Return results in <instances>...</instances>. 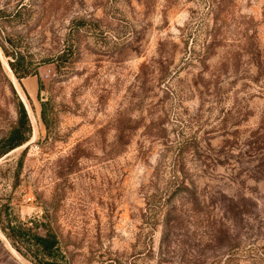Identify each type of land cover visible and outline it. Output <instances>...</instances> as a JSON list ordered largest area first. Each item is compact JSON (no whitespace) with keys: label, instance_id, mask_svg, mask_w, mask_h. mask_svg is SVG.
I'll return each mask as SVG.
<instances>
[{"label":"rangeland","instance_id":"obj_1","mask_svg":"<svg viewBox=\"0 0 264 264\" xmlns=\"http://www.w3.org/2000/svg\"><path fill=\"white\" fill-rule=\"evenodd\" d=\"M11 83L3 223L69 264H264V0H0V137ZM0 264H32L1 228Z\"/></svg>","mask_w":264,"mask_h":264},{"label":"trees","instance_id":"obj_2","mask_svg":"<svg viewBox=\"0 0 264 264\" xmlns=\"http://www.w3.org/2000/svg\"><path fill=\"white\" fill-rule=\"evenodd\" d=\"M4 51L6 55L11 56L8 59V64L17 78L20 79L32 72L33 68L26 63L24 55L19 50L6 51L4 49ZM11 86L16 94V118L0 137V156L26 142L32 131L27 107L12 83ZM46 104L47 101L41 102L40 116L47 126ZM3 220L0 216V228L11 245L22 255L29 258L32 264H69L60 247V239L56 232L50 229H47L45 233L35 231L34 227L38 225V222L23 225L9 216L6 217L5 223H3Z\"/></svg>","mask_w":264,"mask_h":264}]
</instances>
